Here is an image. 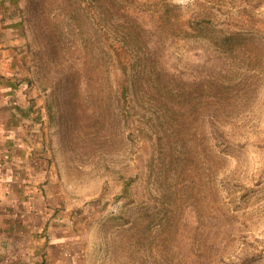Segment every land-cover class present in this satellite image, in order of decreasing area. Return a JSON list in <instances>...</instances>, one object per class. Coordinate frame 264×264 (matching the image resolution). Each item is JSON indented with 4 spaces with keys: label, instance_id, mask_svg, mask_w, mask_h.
<instances>
[{
    "label": "rangeland",
    "instance_id": "374dc122",
    "mask_svg": "<svg viewBox=\"0 0 264 264\" xmlns=\"http://www.w3.org/2000/svg\"><path fill=\"white\" fill-rule=\"evenodd\" d=\"M98 1L0 0V264H264V0Z\"/></svg>",
    "mask_w": 264,
    "mask_h": 264
},
{
    "label": "trees",
    "instance_id": "16d2710c",
    "mask_svg": "<svg viewBox=\"0 0 264 264\" xmlns=\"http://www.w3.org/2000/svg\"><path fill=\"white\" fill-rule=\"evenodd\" d=\"M3 3L9 2L11 0H2ZM130 0H99V6L101 7L102 11H110L112 18H114L115 23L118 26H121L122 30L121 33L124 36L125 40H127V36H130V38L135 41L132 42L135 45H131L130 47L133 50H137V48L140 50L141 43L139 39H142V31H144V27L142 26L141 22L138 20V17L130 11L128 3ZM113 20V19H112ZM207 20V23L212 26V28L217 31L216 36V42L219 46H222L223 44H230L232 42H236L235 39H239L245 35L243 32L236 31L233 33H225L223 30L219 29L218 25L214 24V21L210 18L205 19ZM134 32V35H131L130 33ZM234 44V43H232ZM138 46V47H137ZM139 52V51H138ZM141 57V55H139ZM9 157V154L7 155ZM27 187L30 189L31 185ZM27 188V190H28ZM29 191V190H28Z\"/></svg>",
    "mask_w": 264,
    "mask_h": 264
},
{
    "label": "crops",
    "instance_id": "0c3cea01",
    "mask_svg": "<svg viewBox=\"0 0 264 264\" xmlns=\"http://www.w3.org/2000/svg\"><path fill=\"white\" fill-rule=\"evenodd\" d=\"M9 188H11L10 185H9ZM31 188H32V190H35V192H36V190L38 189V188L35 187V186H31ZM33 188H34V189H33Z\"/></svg>",
    "mask_w": 264,
    "mask_h": 264
}]
</instances>
